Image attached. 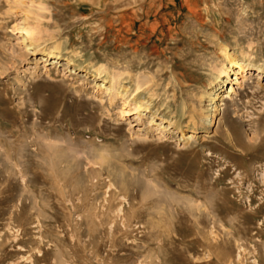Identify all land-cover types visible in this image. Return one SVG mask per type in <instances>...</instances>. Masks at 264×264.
<instances>
[{"label": "rangeland", "instance_id": "374dc122", "mask_svg": "<svg viewBox=\"0 0 264 264\" xmlns=\"http://www.w3.org/2000/svg\"><path fill=\"white\" fill-rule=\"evenodd\" d=\"M0 264H264V0H0Z\"/></svg>", "mask_w": 264, "mask_h": 264}, {"label": "bare ground", "instance_id": "6f19581e", "mask_svg": "<svg viewBox=\"0 0 264 264\" xmlns=\"http://www.w3.org/2000/svg\"><path fill=\"white\" fill-rule=\"evenodd\" d=\"M219 50H220V52L222 53V58H223V60L227 63V65H229V68H228V70L231 68V69H235V70H233L232 72H233V76H234V79H232L231 80V82H235V84H238V81H237V78L238 77H243V73H244V68H243V66H242V64H240L227 50H226V48L224 47V46H221V47H219ZM51 57V55L49 54V53H45V55H43V56H41L40 57V61L41 62H46L47 60H48V58H50ZM52 58V57H51ZM50 58V59H51ZM54 58V59H53ZM52 58V63H54L57 59H58V57L57 56H55V57H53ZM56 63V62H55ZM258 71V74L257 75H259L260 73H261V71H260V69H258L257 70ZM220 74H224L225 75V77L227 78V79H229L228 77V73L226 72V69H221V71H220ZM105 83V82H104ZM103 82L102 83H100L99 85H98V88H104V84ZM233 85L234 84H231L230 86H229V88H227L226 86H225V89L223 90V87H221V91H220V94H214V95H208V97H209V100H210V102L212 103V105H214V107H213V109L217 112V114L214 116V117H212L211 118V120H210V125L211 126H214L215 125V123H216V119H217V117L219 116V110H218V106L219 105H215L216 103H215V100H217V101H219L220 103L222 102V100H223V98L224 99H228L229 97H231V95L233 94V92H234V90H235V88H233ZM240 85V84H239ZM226 90V93H223V91H225ZM199 120L200 121H202L203 119L202 118H199ZM191 137H192V134H190L189 136H187L186 137V139L185 140H188V139H191Z\"/></svg>", "mask_w": 264, "mask_h": 264}]
</instances>
